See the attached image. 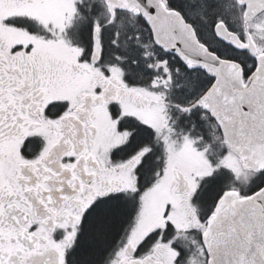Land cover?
I'll use <instances>...</instances> for the list:
<instances>
[{"label":"snow or ice","instance_id":"obj_1","mask_svg":"<svg viewBox=\"0 0 264 264\" xmlns=\"http://www.w3.org/2000/svg\"><path fill=\"white\" fill-rule=\"evenodd\" d=\"M0 264H264V0H0Z\"/></svg>","mask_w":264,"mask_h":264}]
</instances>
